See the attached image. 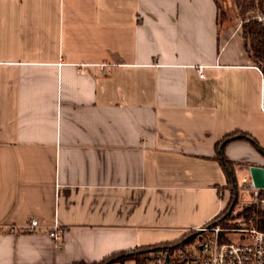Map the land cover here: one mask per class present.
<instances>
[{
  "label": "crops",
  "instance_id": "0c3cea01",
  "mask_svg": "<svg viewBox=\"0 0 264 264\" xmlns=\"http://www.w3.org/2000/svg\"><path fill=\"white\" fill-rule=\"evenodd\" d=\"M234 133L232 171L264 167V78L215 0H0V264L179 242L226 210Z\"/></svg>",
  "mask_w": 264,
  "mask_h": 264
},
{
  "label": "built area",
  "instance_id": "2783aa9c",
  "mask_svg": "<svg viewBox=\"0 0 264 264\" xmlns=\"http://www.w3.org/2000/svg\"><path fill=\"white\" fill-rule=\"evenodd\" d=\"M198 73L203 76L202 68ZM241 190L252 194L250 214H243L244 208L231 218H216L188 232L190 239L179 241L177 246L151 252L147 263L264 264V187L256 188L249 180ZM24 228L34 232L39 228L38 220L31 218ZM63 233L64 229L54 226L47 234L59 243Z\"/></svg>",
  "mask_w": 264,
  "mask_h": 264
},
{
  "label": "trees",
  "instance_id": "16d2710c",
  "mask_svg": "<svg viewBox=\"0 0 264 264\" xmlns=\"http://www.w3.org/2000/svg\"><path fill=\"white\" fill-rule=\"evenodd\" d=\"M238 5L242 10V14H246L249 11H253L256 7V4H259V6H263L264 0H238ZM244 23L241 28V37L242 40L246 46V51L248 54V57L252 64L256 66L260 72L263 75L264 78V22H260L257 19H244ZM236 135H239L236 137ZM250 136L247 134H239V133H234L227 135L222 141V144H225L226 142L235 140V139H246L249 140ZM218 158H220V163L223 169L226 171L227 174V189L231 192V195H234V190H233V171L231 168V165L229 164L228 161L225 160L223 154H218ZM225 188V189H226ZM233 198L231 197L228 205L226 207V210L230 207L232 203ZM251 207L245 208L243 211L244 213L252 212ZM225 212V211H224ZM224 212L220 215L222 216ZM219 216V217H220ZM217 217V219H220ZM229 217V216H228ZM227 217V218H228ZM227 218H221V220L227 219ZM190 233L186 234L183 239H190ZM187 236V237H186ZM177 243H174L172 245H162L158 247H153V248H141L134 250L128 254H118L114 255L112 257L107 258L106 260L102 261L99 264H112V263H120L125 261L126 259H132L134 261V264H147V259L149 258V255L151 252L158 250L160 248H170L177 246Z\"/></svg>",
  "mask_w": 264,
  "mask_h": 264
},
{
  "label": "rangeland",
  "instance_id": "374dc122",
  "mask_svg": "<svg viewBox=\"0 0 264 264\" xmlns=\"http://www.w3.org/2000/svg\"><path fill=\"white\" fill-rule=\"evenodd\" d=\"M218 10V25L221 31H226L229 29L241 28L243 23L245 22L244 19H257L260 22H264V2L263 6H259V4L255 5V9L253 11H249L246 14H242V10L238 5V0H215ZM234 184L236 185L237 189V202L233 207L230 214H228V210H225L224 214L219 218H231L235 214L241 212L244 208L248 207V204L252 203V194L249 191L241 190V186L246 184L250 180L249 173L244 170L241 171L237 169L232 174ZM227 187V186H226ZM226 192L227 197L233 198L231 192L226 188L222 189L220 193ZM191 236V234H189ZM187 237V236H186ZM184 240V239H182ZM180 240V241H182ZM117 264H134L132 259H126L123 262ZM148 264V263H147Z\"/></svg>",
  "mask_w": 264,
  "mask_h": 264
},
{
  "label": "water",
  "instance_id": "95a60500",
  "mask_svg": "<svg viewBox=\"0 0 264 264\" xmlns=\"http://www.w3.org/2000/svg\"><path fill=\"white\" fill-rule=\"evenodd\" d=\"M222 147H223V144L220 146V149H219L220 154H221ZM246 170L249 173L250 180L253 182L254 186L256 188H263L264 187V167L249 166ZM233 190H234L233 200L227 212L228 214L231 213L233 207L235 206L237 202V189H236L235 184H233Z\"/></svg>",
  "mask_w": 264,
  "mask_h": 264
}]
</instances>
